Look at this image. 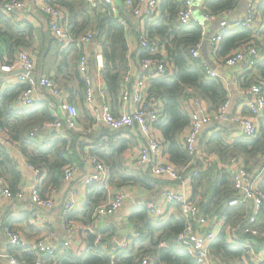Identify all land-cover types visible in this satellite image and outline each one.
<instances>
[{"label":"trees","instance_id":"1","mask_svg":"<svg viewBox=\"0 0 264 264\" xmlns=\"http://www.w3.org/2000/svg\"><path fill=\"white\" fill-rule=\"evenodd\" d=\"M6 1L0 0V47H4L8 57L13 59L20 51L31 46L35 29L29 23H25L22 28L19 24L13 23L16 12L7 14L3 11L2 5ZM56 2L67 10L68 29L74 37L89 32L95 33V39L102 45V54L105 60L101 74L108 91V100L117 104L120 99L122 78L129 63L136 56L131 45L138 41V33L133 26L132 18L128 17L129 26H123L118 23L115 17L109 15V12H90L85 0H56ZM239 2L240 0H205L203 9L209 17L217 18L237 8ZM253 4H255L256 11L260 12L264 23V4L256 0ZM179 10L178 0H162L160 12L147 19L146 28L151 37L159 36L161 38L160 45H163L167 52L169 60L167 74L153 78L150 81L149 92L151 98L156 97L163 101L165 118L158 126L165 137L169 159L183 170L191 160L190 154L179 139L189 128L191 121V114L186 110L184 102L187 97L196 95L206 99L212 109L217 111L227 101L228 91L220 78H213L207 74L204 61L201 58H194L190 53L192 47L203 41V23L200 20H192L190 23L184 24L179 20ZM61 44L59 40L56 42V45ZM252 44L258 48L261 59L246 73V79L243 82L245 87H251L258 83L259 79L264 81V27L258 30L238 29L232 31L224 38L217 51L219 57L225 60L236 51ZM56 50L55 47V52ZM81 53V48L72 43L69 49L62 53L58 71L63 72L65 68L69 70V73L78 82L81 99H83L84 80L78 68ZM145 56L147 53L140 49L139 57ZM135 64L138 65L137 62ZM93 72L97 74L94 69ZM253 72L257 74L250 78L249 74ZM25 88V84L19 83L0 97V126L8 130V135L17 143L27 163L46 173L47 176L41 185V195L46 197L52 189L61 186L64 178L63 168L73 162L72 156L69 155V148L74 155H81L85 147L82 138H90L91 135L85 136L69 130L70 139L59 137L42 143L37 136L32 135V132L45 121L54 119L53 113L47 110L48 105L46 103L37 105L31 111L13 112L8 109L13 102L19 99ZM40 109L41 114L37 113ZM126 132L128 133L125 134V131L113 132L103 128L101 133L97 137L95 136L92 144L94 147L90 149L92 155L105 164L111 172L110 183L112 184L143 183L136 174L132 175L122 171V156H125L127 151L133 150L135 146L133 136L129 131ZM103 136L106 137V140L101 141L100 138ZM224 143L225 141L220 139L215 148L209 152L204 150L203 152L217 157L222 155L229 159L228 161L236 159L241 162L239 159L241 157L242 164L246 168L257 171V173L261 172L260 185L264 190V118L259 119V132L256 138L243 136L242 139L234 140L229 145H224ZM194 167H198L200 171L195 177L196 182L205 172L202 171L204 167L199 162L192 169ZM190 168L188 167V170ZM0 177L8 182L13 192L19 189L25 179L16 159L7 152L6 147L1 143ZM145 177L148 178L146 175ZM213 181L209 183L210 190L211 187L213 188V183L219 186L224 185L227 190L225 197L232 195L233 190L230 186L231 182L233 184V180L229 172L222 174L219 183ZM105 195L106 190L101 188L94 194H90L86 205V214L94 215L92 213L94 208L100 204ZM213 196L219 197L220 192L216 190ZM221 198L223 197L220 196L219 199L221 200ZM236 209H238L237 206H228L224 215L228 217L240 216L234 212ZM245 212L240 221L243 219V221H247V217H244ZM71 217L72 214H70ZM131 220L137 225L139 236L134 238L131 251L122 250L118 253L116 261L119 264H139L141 258L146 255H151L156 264H203L190 249L179 247L175 243L176 236L185 227L184 218H171L159 225L149 219L147 207L143 206L133 213ZM229 221L227 223H230ZM258 223L259 219L256 226L260 231V236L255 240L258 243L257 249L260 250L264 248V235L262 227ZM6 226L12 229L10 224ZM96 240H98V235L89 234L86 238L88 246L84 253L66 249L57 253L55 258L46 257L45 263L51 264L58 261L59 264H109L111 261L109 249L111 247L108 250L102 249L104 238L98 240L100 245L96 247ZM209 249L211 255L221 262L250 264L246 259L247 249L242 245L228 243L224 230L219 233ZM7 250L21 263L36 264L37 257L34 253L22 251L19 247L12 245ZM19 250L21 253L18 252Z\"/></svg>","mask_w":264,"mask_h":264},{"label":"built area","instance_id":"2","mask_svg":"<svg viewBox=\"0 0 264 264\" xmlns=\"http://www.w3.org/2000/svg\"><path fill=\"white\" fill-rule=\"evenodd\" d=\"M38 5L41 12L49 17L50 27L54 36L63 44H74L82 49L83 46L91 43L95 37L94 32L82 34L74 37L68 29V12L57 4L56 0H33ZM121 0H85L86 5L92 11L109 12V15L116 18L118 23L123 26H129L128 18L123 17L121 13ZM137 1V2H136ZM123 0L122 7L125 13L133 15L136 21L133 26L138 33V40L141 51H145L147 56L139 57L136 62L138 68H132L129 64L121 82L120 107L119 112L115 113L108 100V91L103 82L101 71L104 68L105 60L102 52L95 53L97 74L93 73L90 64V56L88 52H83L79 59V71L84 80L85 104L93 118L103 124L111 131H120L125 129L136 130L144 137L145 141L140 146L139 162L141 164H151L153 175L167 177L173 181H180L182 188H168L163 192L164 201L168 204H176L181 207L182 214L185 218V227L178 233L175 243L179 247L187 248L192 251L196 258L203 264H212V255L210 253V245L215 241L218 233L211 228L212 222L201 212L199 205L191 199L189 185H185V176L190 170L189 178L192 180L199 174L197 163H201L203 167H211L214 163V157L204 153L198 147L200 133L205 126L209 125L213 120H223L227 115L231 106V99L211 113L208 110L206 101L199 96H190L186 103V109L191 114L189 128L185 130L182 143L191 156L189 165L183 170L178 168L174 163L166 161L159 162L157 158L164 151L165 145L163 134L159 128V124L164 120V107L162 99L150 97L149 85L153 78L164 76L167 74V66L169 60L167 52L160 39L151 37L146 28V21L152 17L158 6V0H149V7L146 12L141 9L144 0ZM182 10L179 20L184 24L194 20L193 0H180ZM28 5L27 0H7L3 3L2 8L5 13L22 10ZM129 15V16H130ZM131 18V16H130ZM206 18H210L206 15ZM261 15L256 11L255 6L251 4L245 16L235 20H221L216 33L211 38L212 51H218L222 41L228 32L238 29L258 30L264 27ZM205 31L203 32V36ZM202 42L192 47L190 50L194 58H201ZM2 53L0 51V59ZM261 59V54L255 45L236 51L224 60V65L233 67L241 65L244 71L252 69V67ZM207 74L210 77L218 78L217 70L206 66ZM0 71L4 73H17V81L25 84L26 88L22 91L18 101L21 111H31L37 107L38 94L41 90L50 92L52 95L61 98L62 94L54 79L47 75L38 76L35 70V61L31 53L27 50L20 51L10 62H0ZM239 79L236 78L235 82ZM245 94L252 96L248 102L249 114L238 118L241 124L242 135L247 138H256L259 132V124L257 121L264 118V81L259 79L258 83L253 84L249 90H244ZM54 119L45 121L35 130L32 135L40 132H48L54 129L74 130L78 127L79 110L78 107L71 102L62 101L60 107L55 106ZM0 141L8 145L13 151L19 150L17 143L8 135V130L0 126ZM18 152L21 153L19 150ZM23 155V153H21ZM25 158V157H24ZM25 169L31 173L30 186L23 183L16 192H13L8 182L0 177V208L6 199L20 200L27 193L31 207L29 214L37 218L41 222H45L47 218L39 212V210H50L55 207L54 200L50 196L43 197L41 195V185L46 178L43 170L27 163L25 159ZM89 164L92 168L91 174L87 178V184H98L104 188L108 187L110 179L109 169L97 157L91 156ZM229 173L232 177L236 195L229 201L231 207L252 203V210L246 216L247 221L240 225L239 228L228 232L226 240L233 245H242L247 249V261L250 264H264V257L259 255L257 250L258 243L255 238L260 236V231L256 226L260 212L264 209V190L261 188V172L251 171L246 168L239 160H232ZM188 167H191L188 170ZM24 173V170H23ZM65 182H70L78 173V167L73 164L65 165L63 168ZM27 183V182H26ZM29 187V188H28ZM122 194L109 195L104 202L95 207V219H101L115 214L121 209L124 203ZM149 216L157 224H164L166 220L165 209L155 201L147 204ZM74 211V202L68 203L62 213L61 220L67 239L64 244L67 246L72 244L73 237L78 230V225L70 218V214ZM226 218V216H224ZM225 221L224 218L221 222ZM204 227V230H198V227ZM5 236L10 245L19 247L22 251L28 252L33 250L37 256L36 264H46L42 261V257H53L56 253L54 246V234L50 233L39 240L30 243L26 237L19 231H15L8 227L4 230ZM139 236L135 232L131 236L132 239ZM131 241H123L117 244L110 252L111 261L109 264H119L116 256L122 250H126ZM0 257H6L10 264H26L21 263L17 258L8 253L0 254ZM55 257V256H54ZM51 264H59L55 261ZM139 264H155L151 255L143 256Z\"/></svg>","mask_w":264,"mask_h":264},{"label":"crops","instance_id":"3","mask_svg":"<svg viewBox=\"0 0 264 264\" xmlns=\"http://www.w3.org/2000/svg\"><path fill=\"white\" fill-rule=\"evenodd\" d=\"M28 5L22 9L15 11V16L13 17V23H17L22 27L25 26V23H29L35 29L34 33V40L29 48H26L34 58L35 61V70L38 76L47 75L54 79L57 86L61 91V98L52 95L50 92L41 90L38 94L37 105H48V111L52 112L53 115L56 113L54 112V107H60L62 101H68L74 103L79 110V118H78V127L73 131L77 133H81L83 135H91L90 138H82L84 140V152L80 155H74L73 151L69 148L70 151L69 155L72 156L73 164L78 167V173L70 182H65L63 178V183L60 187L54 188L50 191L49 195L55 203V207L50 210H39L41 214H43L47 220L45 222L39 221L37 218L35 219L29 214V208L31 207L29 202V195H27L20 200L16 199H6L3 202V205L0 208V244H1V252H4L2 243L7 242V246L5 247V252L8 253V247L11 246L5 236V228L7 224H10L12 229L15 231H19L22 233L26 239L33 243L39 240L41 237L53 233L54 234V246L56 249L55 257L57 253H61L64 250H73V251H86L88 243L86 238L89 234L98 235V240L100 238H104L102 242V249H109L110 251L117 246L118 243L123 241H131L129 247L126 249L127 252L131 251L133 248V240L131 238L132 235L135 234L137 231V225L133 220H131V216L135 211L139 208L146 206L151 201L158 202L166 211V221L171 218L182 219L184 218L181 207L176 204H168L164 201L163 192L168 188H182V183L180 181H173L167 177L153 175L151 170V164H141L139 162V154H140V146L144 143L145 139L143 136L140 135L136 130L125 129L120 131H125L127 134L129 131L130 134L133 136V143L134 149L129 150L126 152L125 156H122V171H125L132 175H137L142 182L133 183V184H112L110 183L111 179V172L110 179L108 182V187L104 188L98 184H87V178L91 174L92 168L89 164V158L92 155L90 149L94 146L93 141L95 136L97 137L103 128L111 131L110 129L106 128L103 124L98 123L93 116L91 115L90 111L86 107L85 100H84V93L83 99H81V93L79 92L80 89L78 88V82L76 79L72 77L69 73V70L65 68L63 72L58 71V66L62 60V53L67 51L70 47V44L65 45H56L58 39L54 36L51 27H50V20L49 17L44 15L41 10L39 9L38 5L33 2V0H27ZM122 1L119 2L121 6V15L125 18L131 16L133 22L136 21V18L133 15L125 13L122 7ZM136 1V0H135ZM205 0H195L193 6V15L194 20H200L203 25L205 31L204 38L202 41V48L203 43L205 41L206 36L210 35V40L216 33V30L219 26L221 20H235L237 18L243 17L247 13L248 7L253 4L255 1L249 0H240L239 5L234 10L228 11L217 18L210 17L209 19L206 18V12L203 9V3ZM262 4H264V0H256ZM137 2V1H136ZM162 0H158V8L155 12H160V4ZM180 12L182 10V4L180 0H178ZM255 6V4H253ZM88 7V6H87ZM149 7V0H144L141 4V9L143 12H146ZM89 11L94 13L88 7ZM260 13V12H259ZM154 14V15H155ZM180 13H178V17ZM130 15V16H129ZM157 39H161L159 36H155ZM54 41H53V40ZM138 39V37H137ZM52 40V41H51ZM56 41V42H55ZM56 45H54V44ZM58 44V43H57ZM56 47V52H55ZM201 48V59L204 61L206 66H209L219 73V77L226 89H227V98L231 99V108L227 115L226 119L223 120H213L209 125L205 126L202 132L200 133L199 140H198V147L203 151H211L212 148H215L217 141L223 139L225 141L224 145H229L231 142L237 139H242V130L241 124L237 121L238 118L249 114L248 110V102L251 100L252 96L250 94H245L244 90H249L250 87L244 86V81L246 79V73L248 71H244L241 65H236L233 67H228L224 65V59L219 57L218 52L212 51L211 41L209 47H207L206 53ZM132 51L136 53L135 59L131 61L129 64L132 65V68L139 67L135 64L136 59L139 58L140 53V44L139 40L135 41L131 45ZM0 51L2 53V57L0 62L12 61L13 59L9 58L6 50L4 47H0ZM83 52H88L90 56V64L92 69L97 70L96 67V60H95V53L102 52V45L95 39L92 40L91 43L85 45L81 49ZM235 52V51H233ZM81 53V54H82ZM79 63V61H78ZM79 68V64H78ZM94 73V72H93ZM256 72L250 73V78L256 75ZM238 78L239 81L235 82V79ZM56 79V80H55ZM17 81V73H4L0 71V97L10 88H14L18 85ZM83 92V91H82ZM189 97H187L188 99ZM206 101V99H204ZM120 101V100H119ZM117 104H113L110 102V105L115 113L119 112L120 102ZM185 107L188 108L186 101L184 102ZM208 110L211 113L214 111L211 107V104L206 101ZM164 107V105H163ZM10 111L13 112H21L19 101L13 102L10 107H8ZM187 110V109H186ZM188 111V110H187ZM189 112V111H188ZM37 113H42L41 109L37 111ZM92 121V122H90ZM259 124V121H257ZM161 130V129H160ZM72 131V130H71ZM118 131V132H120ZM115 132V131H113ZM117 132V131H116ZM162 132V131H161ZM185 132V131H184ZM129 134V136H130ZM163 134V132H162ZM36 136L38 139L43 143L49 139L54 138H66L70 139L69 136V129H54L48 132H40L37 133ZM184 133L179 138L182 142ZM127 137V136H126ZM101 141L106 140V137H101ZM164 141V151L159 155L157 160L159 162H172L169 159L167 148L165 144V137L163 135ZM0 143L6 147L7 152L14 156L17 163L19 164L21 170H24V183L26 186V182L30 180L32 177L31 173L28 172L25 168V158L24 156L18 152L19 150L13 151L10 147L2 141ZM209 155V154H208ZM219 155V154H218ZM214 157L213 167H204L205 173H202L201 177L198 178L195 182L194 179H190V170L187 172L185 176V185H189L188 188L190 191L191 199L195 201L203 214H205L210 221L212 222L211 228L215 230L218 235L219 233L224 230L225 235L228 232H232L234 229L239 228L240 225L244 224V219L242 221L241 217L244 212L247 216L250 211L252 210V203L247 202L244 204L237 205V208L234 212L239 214L233 215L228 217L225 214V210L229 205V201L236 195V191L234 192V187L231 182V189L233 193L229 197H225L226 195V187L224 185H214L213 188L211 187L210 190V181H217L218 183L222 179V174H228L229 169L231 167V161L226 159L222 155L217 157L216 155H210ZM239 159L242 162L241 157ZM173 163V162H172ZM176 165V163H174ZM68 165V164H67ZM177 166V165H176ZM181 169L180 166H177ZM182 170V169H181ZM46 174V173H45ZM64 175V173H63ZM145 175L148 177L146 179ZM47 176V175H46ZM213 181V182H214ZM29 188V187H28ZM105 189L106 195L103 197L101 202H104L105 199L109 195H118L122 194L124 198V203L115 214L101 218L95 219L94 215L91 214L89 216L86 210V205L88 204V196L90 194H94L98 189ZM218 190L220 192V196L223 197L221 200L219 197H214L215 191ZM74 202V211L71 213L72 217L71 220L78 225V230L76 231L75 236L73 237L72 244L65 245L64 242L67 239V235L64 231L62 226L61 216L64 212V209L68 203ZM100 202V203H101ZM235 207V206H234ZM95 210V208H94ZM94 210L92 213H94ZM147 214L149 219L148 210ZM226 216V218L224 217ZM228 217V218H227ZM243 217V218H244ZM224 218L225 221L221 222V219ZM185 219V218H184ZM228 219V220H227ZM259 223L258 225L262 227L263 235H264V209L259 214ZM153 221V219H151ZM230 220V221H229ZM230 223H227V222ZM162 225V224H159ZM198 230H204V227L199 226ZM227 237V236H225ZM96 240L95 246L99 247L100 242ZM101 247V246H100ZM259 251V255L264 257V248L257 249ZM109 251V252H110ZM21 253V251H18ZM30 253H34L33 250L28 251ZM9 254V253H8ZM35 254V253H34ZM36 256V255H35ZM53 256V258H55ZM37 257V256H36ZM46 256L42 257V261L45 262ZM0 264H10L9 260L6 257H0ZM156 264V263H155ZM212 264H229L225 262H221L220 260L216 259L212 255ZM234 264V263H230Z\"/></svg>","mask_w":264,"mask_h":264},{"label":"rangeland","instance_id":"4","mask_svg":"<svg viewBox=\"0 0 264 264\" xmlns=\"http://www.w3.org/2000/svg\"><path fill=\"white\" fill-rule=\"evenodd\" d=\"M194 3H195V0H193V6H194ZM210 35H211V34H209L208 36H206L205 41H204V43H203V48H202V50L205 52L206 55H208V54L206 53V50H207V47H209V45H210Z\"/></svg>","mask_w":264,"mask_h":264},{"label":"water","instance_id":"5","mask_svg":"<svg viewBox=\"0 0 264 264\" xmlns=\"http://www.w3.org/2000/svg\"><path fill=\"white\" fill-rule=\"evenodd\" d=\"M249 1H254V0H249ZM26 184H27V186H30V180H28ZM6 246H7V242H3V243H2V247H3V250H2V251H3L4 253H5V247H6Z\"/></svg>","mask_w":264,"mask_h":264},{"label":"bare ground","instance_id":"6","mask_svg":"<svg viewBox=\"0 0 264 264\" xmlns=\"http://www.w3.org/2000/svg\"><path fill=\"white\" fill-rule=\"evenodd\" d=\"M230 33H231V32H228V33L226 34V36H227L228 34H230ZM226 36H225V37H226Z\"/></svg>","mask_w":264,"mask_h":264}]
</instances>
